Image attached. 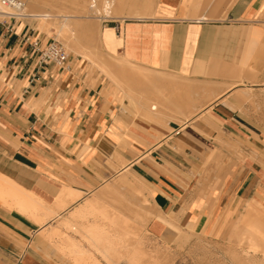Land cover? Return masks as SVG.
Here are the masks:
<instances>
[{
	"label": "crops",
	"instance_id": "1",
	"mask_svg": "<svg viewBox=\"0 0 264 264\" xmlns=\"http://www.w3.org/2000/svg\"><path fill=\"white\" fill-rule=\"evenodd\" d=\"M108 22L104 51L158 74L149 97L168 103L184 79L231 86L183 123L156 122L87 58L43 64L41 23L0 19V264H79L58 243H88L68 229L101 220L90 202L107 205L122 174L143 185L163 243L237 213L238 230L264 203L263 98L251 91L264 87V0H152L145 16Z\"/></svg>",
	"mask_w": 264,
	"mask_h": 264
},
{
	"label": "rangeland",
	"instance_id": "2",
	"mask_svg": "<svg viewBox=\"0 0 264 264\" xmlns=\"http://www.w3.org/2000/svg\"><path fill=\"white\" fill-rule=\"evenodd\" d=\"M24 1L26 3V8L24 12L26 14H29V16H27L28 18L35 20L37 23H41L40 27L44 31H46L51 38H54L60 41L61 43H63L69 53H74L78 56L87 58L89 61L93 63V65H95L96 63V65L101 66L102 69H104L103 72L105 71L104 73L108 75L110 81L113 84L117 85L119 90H122L125 94H127L130 97L132 96L140 100L147 99L148 97L146 96H148L149 93H152L150 91L154 86L152 83L153 76H156L158 74L148 70L146 71L140 69H136L135 71H133V67L131 66V64L123 61L119 56H115V55L109 56V54L104 51V48L102 46V41L100 39V31H99L98 39L92 35L90 37V35L86 34V30L89 28L91 29L97 28L99 30L101 28L102 30L107 23H110L108 21L121 20V19H135V18H141V16H145L146 12L148 11V8L151 7L150 4H152V0H148V3H146L144 0H140L139 1L140 11H135L134 13L130 10L131 9L130 3L131 2L134 3L136 2V0H127V1L110 0L109 5L106 2L107 0H24ZM106 7L108 8L106 9ZM2 10L3 9L0 5V12ZM35 13H45V14L49 13L51 14V17H49L48 14H46V17L44 18L31 15ZM3 17L4 15H0V19H2ZM146 17H142V18H146ZM42 24L43 25L45 24V26H42ZM81 45L83 47L88 46L87 55L82 51L84 49L81 48ZM97 53L99 55L103 54L101 55L102 57L101 56L98 57L99 55ZM107 64L108 65L114 64L117 68H119L123 72L125 70L126 71L124 73L120 71L117 77L113 78L112 74H110V71H108L109 73L107 72L108 70L106 67ZM162 76L163 77L165 76L167 78L171 77L172 81H174L173 78H176V76L171 74L162 75ZM181 81L184 83L186 82L188 85L195 84L200 86H206L208 84L209 85L216 84V82L194 81L191 79H186V80L184 79ZM217 84L222 89H227L231 86L221 82H217ZM179 91L180 90L177 91L171 90V98L174 97L175 99L177 97L179 98L180 95L185 93L181 90L179 94ZM251 91L255 93V97L263 98L261 101V106L262 108H264V87L261 89L260 88L251 89ZM191 92L193 93L194 90L190 91V93ZM218 94L220 93H217L216 96ZM214 99L215 96L212 97L211 99L200 98L197 104L200 105L202 103L201 107H204L209 103H211ZM246 101H248L251 104L253 102L250 101L249 99ZM258 102L259 101L256 100L257 104ZM164 104L167 105L165 106ZM164 104H162L163 106L160 105L159 106L160 108L158 107L157 110L164 111L167 108L164 112L169 111L176 113V111H178L177 110L178 107L176 106V103H174L173 101ZM196 112L195 111L191 112L189 116L180 113L175 116L176 119L173 118L172 120L168 118V121L183 123L188 119H190L191 117H193ZM119 178H125L127 183L129 182L128 186L131 187L125 188L121 186L120 189L117 190L118 192H120V194L117 192L116 195L117 198L115 196L113 197L109 196V198L108 196L105 197L106 204L111 208H113L114 210L116 209L115 211L118 212L122 217L124 216L123 217L124 223L126 224L125 226H127L126 229L128 228L127 230L130 233L132 232L131 233L132 236L129 234V236L127 237V243L130 242L131 243V244L129 243L130 245H132V243H135L138 244L139 247L143 248L142 250L143 252H145L146 260L155 259L157 260V262L159 260H160L159 262L162 261V263L158 262L159 264H224V263L225 264H258V263L264 264V252L253 251L250 248V242L248 238L244 236L239 237L235 235L236 234L235 232L238 231L236 226L238 222L237 219L238 213L234 215V217L231 218V220H229L228 218H224L219 223L218 226L212 227L208 231H203L199 233H181V236L178 238V241L176 240L173 243L161 242L152 234H150L147 229L148 222L152 217V205L150 203L148 194L145 192V189L142 188L143 185L140 184L138 181L134 180L133 178H129L128 175L126 174L117 176L113 180V182H115ZM109 184L110 183H107L105 186H108ZM131 188H135V189H131ZM110 198L111 201L109 200ZM255 206H256L255 208L264 216V207H263L264 203L263 205L257 204ZM65 228L68 229L66 226ZM68 230H69V235L73 234L74 236H79V239L85 241V238L83 236L81 237V235L78 232H76L74 229L73 230L68 229ZM134 239H138L140 242L137 240H135L134 242L133 241ZM237 239L240 240L241 242L240 244L238 243ZM136 241L138 243H136ZM82 244L87 246L89 245V243H82ZM250 252L252 255L250 254ZM148 255L150 256V258H148L149 257ZM95 256L102 264H110L106 259L104 258L102 259V257L97 253H95ZM246 259L247 260L250 259V260L247 261ZM246 261L248 263H246ZM118 264H124V260L122 258L119 259Z\"/></svg>",
	"mask_w": 264,
	"mask_h": 264
},
{
	"label": "bare ground",
	"instance_id": "3",
	"mask_svg": "<svg viewBox=\"0 0 264 264\" xmlns=\"http://www.w3.org/2000/svg\"><path fill=\"white\" fill-rule=\"evenodd\" d=\"M138 1H140V0H138ZM144 1L146 3H148V0H144ZM106 2H107L108 5L110 4V0H107ZM119 3H121V2H119ZM1 7H2L3 10L1 11L0 15H4V12L6 11V7H4L2 5H1ZM107 8L108 7H106V9ZM99 31L100 30L97 29V28L96 29L89 28V29L86 30V34L87 35H90V37L92 35V36H94L95 38L98 39L99 38ZM77 44H79V43H77ZM81 48L84 49L82 51L87 55L88 46H84L83 47L81 45ZM98 53H100V52H98ZM101 55H103V54H100L98 57H100ZM111 62H113V61H111ZM95 65H96V63H95ZM106 67L108 69V70L106 69L107 72L110 71V74H112L113 78H116V76L120 73V71H122L119 68H117L114 64H110V65L107 64ZM102 70H104V69H102ZM163 82H165V81H163ZM170 86H171V84H170ZM174 87H176L179 90L181 89L185 93H183L181 95V97L179 96L180 98L177 97L178 99L177 98L175 99V97L174 98H170L169 102L173 101L174 103H176V106L181 109V110H179V109L178 110L181 111L182 114L185 113V115H188V116L191 114V112H194V111L196 112L199 108H201V106H202L201 104L202 103L200 102L201 103L200 105L197 104L200 98H202V99L203 98H209V99H211L212 97L216 96L217 93L220 92V90L217 89L216 84H213V85H209L208 84L206 86H200V85H195V84L194 85H192V84L191 85L190 84L188 85L186 82L185 83L184 82H180V83L174 85ZM192 90H194V92L193 93L192 92L190 93V91H192ZM239 92H241V91H239ZM247 93H249V92L247 91ZM149 95H151V93H149ZM149 95L146 96L148 98L145 99V100H143L144 102L143 101L142 102L145 103V105L147 107H149V108H147L144 105L148 109L147 111H149L151 113V117H152V120L153 121L156 120V122H160L161 123V122H166L168 120V118L169 119H172V120H173V118H175V116H176L175 114L177 112L174 114L173 112H169L168 111L167 113L165 112L166 114H162L164 112H162L160 110H157L158 107L160 105H162L164 102H162V101L160 102L158 98L157 99H153V98L149 97ZM128 184H129V182L127 183V181H126L125 178H119V179H117L115 181L114 184H109L108 186H106L105 191H103V189H102L101 191H103V192H101V191L100 192H101V194L102 193H105V192L106 193H108V192L109 193H112V192H110L111 190L119 189L120 186H123L125 188H128V187L130 188L131 186H128ZM132 186H133V184H132ZM131 189H135V188H131ZM117 192H115V193H117ZM69 193H74V192H69ZM118 193L120 194V192H118ZM76 194L77 193L75 192V196H76ZM103 195H106V194H103ZM107 195H108V198H109V196H112V197L115 196L116 197L117 194H115V195H112V194L109 195V194H107ZM106 196H103V197H106ZM111 198L109 199L110 201H111ZM21 201H22V199H21ZM132 201H133V199H132ZM27 202H29V200ZM90 204H91V207H90L91 210H95L97 212V214L100 215L101 220L98 221V222H95L93 224H89V225L82 226V228H80V229L74 228V230L76 232H78L81 235V237L83 236L85 238V240L89 243V246L94 251H96V253L102 257V259L103 258L106 259L108 261V263H110V264H118V260L121 259V258L124 260V264H159V263H162V261L159 262L160 260L158 261L159 262L158 263L157 260H155V259L154 260H152V259L146 260L145 259V256H146L145 255V252H143V250H142L143 248L139 247L138 244H135V243H132V245H130L131 244L130 242H129L130 244L127 243V237L129 236V234L132 236V234H131L132 232L130 233L127 230L128 228L126 229L127 226H125L126 224L124 223V218H123L124 216L122 217L120 214L114 213L113 210L108 205L102 206L103 204L102 205H100L101 203L98 204V200L97 201H92V202H90ZM260 205H263V203H261ZM251 207H253V206H251ZM247 211L248 212L246 213V215L244 216V218H242L243 221H242L240 227L238 228V231L236 230L237 232H236L235 235L236 236H239V237L240 236H244V237L248 238L249 239V242H250V248L253 251H262V252H264V216L257 209H255V208H251V210L249 209ZM82 215H83V213L80 212L79 216H82ZM140 217H143V216H140ZM69 226L72 227L71 225H69ZM55 233L56 234L57 233L60 234V232H58V230ZM63 233H61V235ZM53 236H54V234H53ZM62 237H63L62 243H58V244L63 249H65L66 251L72 253V255L74 257H76L75 259H76V261L79 264H81V263H84V264H101V262L95 256L94 251H92L91 249H89L86 246H84L83 244H81L78 240L73 239V238H71V237H69L67 235L62 236ZM135 240L139 241L138 239H134L133 241L135 242ZM133 241H131V242H133ZM137 241H136V243H138ZM177 241H178V239H177ZM238 243L239 244L241 243L240 240H238ZM176 244H178V243H176ZM238 251H239V249H238ZM243 251H246V250H243ZM250 254H251V252H250ZM234 257H236V256H234ZM247 257H248V255H247ZM148 258H150V256ZM239 260H240V258H239ZM249 260H247V261H249ZM256 260H253V261H256ZM247 261H246V263H248ZM244 263H245V261H244Z\"/></svg>",
	"mask_w": 264,
	"mask_h": 264
},
{
	"label": "built area",
	"instance_id": "4",
	"mask_svg": "<svg viewBox=\"0 0 264 264\" xmlns=\"http://www.w3.org/2000/svg\"><path fill=\"white\" fill-rule=\"evenodd\" d=\"M0 4L6 7L4 12L5 18H24L29 16L24 12L26 3L24 0H0ZM36 47L39 46L37 41L34 42ZM41 53V62L43 64L55 63L57 65H65L69 58V52L63 43L51 38L50 41L42 48H39Z\"/></svg>",
	"mask_w": 264,
	"mask_h": 264
}]
</instances>
